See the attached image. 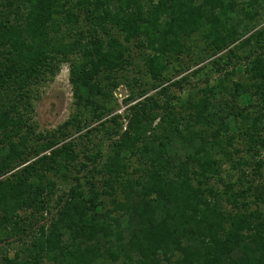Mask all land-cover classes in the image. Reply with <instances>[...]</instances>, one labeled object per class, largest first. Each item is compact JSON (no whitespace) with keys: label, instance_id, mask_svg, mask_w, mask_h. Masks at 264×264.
Returning <instances> with one entry per match:
<instances>
[{"label":"trees","instance_id":"trees-1","mask_svg":"<svg viewBox=\"0 0 264 264\" xmlns=\"http://www.w3.org/2000/svg\"><path fill=\"white\" fill-rule=\"evenodd\" d=\"M66 59L76 109L38 130ZM122 82L126 124L90 127ZM0 254L264 264V0L0 2Z\"/></svg>","mask_w":264,"mask_h":264},{"label":"rangeland","instance_id":"rangeland-1","mask_svg":"<svg viewBox=\"0 0 264 264\" xmlns=\"http://www.w3.org/2000/svg\"><path fill=\"white\" fill-rule=\"evenodd\" d=\"M0 2L5 3V0H0ZM19 3H21V1ZM22 7H24V5ZM195 55L196 54L193 53L186 55L181 59L183 63H185L184 65L186 67L183 65L184 68H179V66L176 65V68L180 72L176 74L177 77L175 76L174 79L178 78V76L180 77L190 73L192 69L197 67V65L205 64L213 59V56L204 54V58H201L198 63H192V61L197 58H192L195 57ZM70 64L71 60H64L61 63L54 78L49 80L46 85H39L37 88V96L34 98V113L38 130L46 131L56 128L59 124L68 119V117L76 109L73 87L70 82ZM186 64H189V67H191H187ZM108 90L110 92V96L107 99L108 109L103 110L104 114L102 117L94 122H91L90 127L100 126L101 123L112 119L114 116H117V121L122 123L123 126L127 122L125 115L129 112V106L132 104V102H125V99L130 94L128 85L122 82L117 88L114 89L109 86ZM152 92L154 91H150V93ZM241 106H243V103ZM113 124V122L107 123V127ZM95 133L97 134V132ZM99 136L102 137L101 132H99L97 135L93 134L92 139H94L96 142H99L101 139ZM107 142L109 143L111 141L108 140ZM107 147L109 149V146ZM132 166L140 167L137 159L133 158ZM10 253H12V251Z\"/></svg>","mask_w":264,"mask_h":264}]
</instances>
